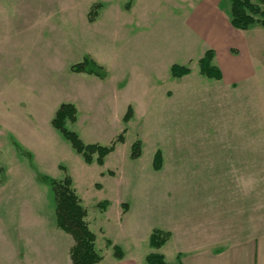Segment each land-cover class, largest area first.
Masks as SVG:
<instances>
[{
  "label": "rangeland",
  "instance_id": "rangeland-1",
  "mask_svg": "<svg viewBox=\"0 0 264 264\" xmlns=\"http://www.w3.org/2000/svg\"><path fill=\"white\" fill-rule=\"evenodd\" d=\"M95 3L99 14L89 21ZM220 5L229 15L230 1ZM201 11L199 0H0V264H39L55 250L46 245L57 227L55 196L41 175L72 178L102 253L106 238L138 254L161 251L150 245V235L176 223L177 216L168 198L153 203L140 195L155 171L154 153L167 141H210L213 127L235 124L215 91L185 84L215 81L200 73L199 59L209 44ZM85 57L112 75L105 86L71 76L72 64ZM174 63L193 74L174 78ZM72 94L79 95L78 117L66 126L84 142L110 145L126 129L125 141L103 165L85 162L52 125L58 106L73 103L65 99ZM130 105L134 116L125 123ZM136 140L143 153L132 159ZM167 150L165 159L171 157ZM261 168L256 167L255 232L264 231ZM125 202L126 210L133 208L121 220Z\"/></svg>",
  "mask_w": 264,
  "mask_h": 264
},
{
  "label": "crops",
  "instance_id": "crops-1",
  "mask_svg": "<svg viewBox=\"0 0 264 264\" xmlns=\"http://www.w3.org/2000/svg\"><path fill=\"white\" fill-rule=\"evenodd\" d=\"M221 2L199 0L204 36L209 38L205 52L214 50V62L222 70L223 78L207 83L191 80L185 84L198 83L215 91L218 102L230 109L235 124L229 129L223 125L211 127L216 137L210 141H167V148L165 143V149H157L164 156L163 168L158 171L153 168L147 184L141 185V196L151 198L153 203L168 198L170 212L177 216L176 223L159 227L171 234L169 251L173 257L167 258L166 244L156 250H161L170 263L181 259L182 264H264V231L255 232L256 167H262L264 173V27L245 30L234 27ZM192 74L191 71L184 77L190 78ZM71 76L99 87L112 77L109 72L105 78L77 72ZM78 96L72 94L65 99L76 105ZM171 139L175 140V135ZM166 150L171 155L167 159ZM114 176H118L117 170ZM132 208L129 204L126 210L122 204L121 220ZM59 229L53 228L52 238L46 243L55 250L42 257L39 264H72L73 237ZM122 249L124 257L117 259L112 247L107 246V254L103 253L104 259L99 264H146L148 253Z\"/></svg>",
  "mask_w": 264,
  "mask_h": 264
},
{
  "label": "trees",
  "instance_id": "trees-1",
  "mask_svg": "<svg viewBox=\"0 0 264 264\" xmlns=\"http://www.w3.org/2000/svg\"><path fill=\"white\" fill-rule=\"evenodd\" d=\"M229 17L231 24L238 29H249L254 26L264 27V0H229ZM99 3H95L89 12V21H94L99 14ZM215 52L208 49L199 59L200 73L213 80H221L223 72L214 62ZM71 70L77 73H86L96 75L100 78L107 76L104 66L100 65L92 58L85 57L82 61L72 64ZM174 78H182L191 73L188 66L177 63L172 64L170 68ZM134 116V108L130 105L123 117V121L128 123ZM78 109L75 104L61 103L52 119V125L71 143L77 153L82 155L85 162L93 163L96 161L99 165L105 163L106 157L115 150L117 143L125 141V131L118 135L116 140L110 145H101L99 143H86L80 135L69 128L66 123L76 122ZM141 140H136L131 148L130 157L137 159L141 157L143 150ZM163 166V155L161 150H157L153 158V168L160 170ZM113 174V171L109 172ZM41 180L50 184L56 204V224L61 230L69 233L74 240L70 250L72 264H99L104 259L103 253L97 247V234L91 228L87 219L88 210L84 206L81 197L78 195L73 180L70 176L62 179L52 178L48 175H41ZM104 208L106 202L100 203ZM128 203H124L127 206ZM170 232L160 228L153 229L150 235V245L154 249L164 246L170 239ZM107 245L114 250L115 258L122 259L124 252L121 246L113 244L107 239ZM146 264H182L181 259L177 263L166 261L163 253L158 251L149 252L146 256Z\"/></svg>",
  "mask_w": 264,
  "mask_h": 264
}]
</instances>
